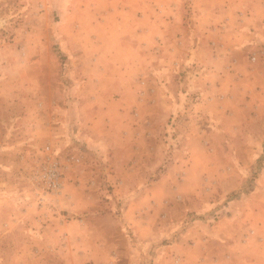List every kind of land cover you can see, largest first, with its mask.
Listing matches in <instances>:
<instances>
[{
  "label": "rangeland",
  "instance_id": "rangeland-1",
  "mask_svg": "<svg viewBox=\"0 0 264 264\" xmlns=\"http://www.w3.org/2000/svg\"><path fill=\"white\" fill-rule=\"evenodd\" d=\"M139 1L137 8L144 10L154 4L160 26L175 11L172 23L182 19L188 26L202 6L214 18L224 5L215 0ZM136 2L129 1L124 9L136 7ZM231 3L234 8L242 5L235 9L236 20L255 31L259 42L242 49L246 61L228 65L233 74L221 79L228 86L217 93L227 104H217L223 109L213 113L215 125L207 124L205 114L195 117L192 108L170 114L180 119L175 129L173 121L169 127L158 126V120L166 119L164 109L156 110L155 128L134 123L146 140L155 134L163 146L156 147V159L145 161L147 168L140 175L109 178L104 192L105 178L92 176L85 182L76 175L85 169L87 149L78 132L87 129L83 122L93 112L73 108L76 98L71 94L83 78L69 77L68 59H99L100 45H107L108 59L113 58L112 28L121 5L117 0H0V264H264V217L256 214L264 203V60L251 63L247 58L248 51L264 49V0ZM144 10L134 19H140L138 32L146 36ZM226 21L220 18L213 24L224 29ZM94 24L104 30L91 28ZM163 36L162 31L154 36L158 59H163ZM84 39L93 47L87 54ZM201 57L207 59L203 53ZM197 63L199 71L205 69L202 59ZM138 82L141 100L147 86ZM191 91V98L196 97V88ZM132 114L137 115L135 108ZM190 127L204 135L198 146L204 148L207 162L187 181L178 150L183 154L190 145L182 134ZM149 149L154 154L153 147ZM165 158L167 168L176 164L161 180L170 191L131 192L159 179L160 170H167ZM52 161L62 171L58 193L36 179L39 169ZM91 161L99 164L95 158ZM104 164L100 160L94 167ZM85 185L91 189L93 206L88 209L80 206L81 194L73 205L76 190Z\"/></svg>",
  "mask_w": 264,
  "mask_h": 264
},
{
  "label": "crops",
  "instance_id": "crops-1",
  "mask_svg": "<svg viewBox=\"0 0 264 264\" xmlns=\"http://www.w3.org/2000/svg\"><path fill=\"white\" fill-rule=\"evenodd\" d=\"M129 1L138 2L133 4L136 7L125 10L124 8L129 5ZM129 1L117 0L121 7L116 13L118 21L115 23V30L112 28L116 32V47L110 46V53L113 58L108 59V46L103 45L102 47L100 45L99 49L104 58H101L100 54L99 59H68L69 77L72 76V79L77 76L83 78V83L79 81L77 90L74 88V92L71 94L72 98H76L73 108L76 109L77 106V109L93 112L83 122L87 129L81 127L78 132L87 149H84L86 154L85 169L76 175L85 182L92 176L98 177L99 180L100 177L105 178L103 182L105 185L104 192L110 185L108 184L109 178L121 175L126 177L140 175L141 171L147 168L145 161L156 159V147L163 146L157 144L153 133L151 137L149 136L151 133L147 135L149 138L146 140V135L141 133L138 127H133L134 123L137 124L141 121L140 123H144L143 127L155 128L158 119L156 110L164 109L166 119L164 122L162 119L158 120V123L160 122L158 126H161V129L166 125L169 127V121H173L176 123L175 129L179 127L177 123L180 119L175 121L172 118L174 115L170 114L177 115L178 111L191 110L192 108L197 115L195 117L205 114V118L209 121L207 124L214 126L216 120H214L213 113H219L223 109L222 106L217 107V104L226 103L225 98L220 100L217 96L218 91L224 90L223 88L228 86V84H222L221 79L228 78L233 74L229 72L228 65L239 62V60L246 61L242 49L253 48L259 42L258 34L256 35L255 31L244 29L242 22L236 20L235 9H242L243 7L237 5L234 8L235 5L232 6L231 0H215L224 5L220 11H217L216 15L214 14V18L211 15L213 12L209 13L210 10L202 6L199 8L201 12L195 13V23L188 24V26L187 23L186 25L183 24L182 19L180 24L172 23L173 16L178 15L176 11L173 12L174 15L171 18H164L163 25L160 26L155 20L154 4L152 9L149 7L148 10H144V8H137L142 1ZM151 1L154 2V0ZM140 10H144V13L147 14L148 32L146 36L138 32V28L141 26L140 19H134ZM243 10L246 11L245 8ZM207 16L211 17L208 19ZM252 16L251 14V18ZM225 17L227 25L224 29H221L218 24L217 26L213 24ZM245 17L247 16L245 15ZM101 26L94 24L91 28L103 31L104 28ZM157 31H162L164 35L161 53L163 59H158L159 54L157 55L153 49L156 45L154 36ZM89 41L84 39L82 47L84 54L90 53L91 48H93ZM209 41L213 42L209 44ZM202 53L206 55L207 59L201 57ZM199 59H202L205 65L203 67L205 69L201 71H199L200 67L197 68ZM193 63H196L194 68H192ZM237 69L242 70L236 67L235 70ZM189 71L194 74L188 77ZM142 80L145 83L144 87L147 86V93L141 100H138L137 91L140 88L138 81ZM193 80L192 85L190 82ZM192 88H196L197 91H193L195 94L198 92L194 98H191L192 91L189 93ZM189 98L191 99L188 101ZM185 99L190 103V107L184 105ZM159 102L163 104V107ZM134 108L137 115H130V111ZM197 110L200 111L197 112ZM196 126L199 129L205 128L201 125ZM191 127L182 133L183 139L191 142L188 143L190 145L185 147L186 152L183 154L181 149L178 150L180 159L186 165L187 181L189 177L192 179L196 174H199L203 164L207 162L204 148L198 146V142H202L204 135ZM123 129L125 134H121ZM134 130H138V134ZM159 143H163L161 139H159ZM150 147H153L154 154L150 152ZM165 148L163 147V149ZM94 158L99 164L100 160L105 162L98 170L94 166L99 164L96 165L94 163L96 161H91ZM163 165L166 168L170 166L166 158ZM175 167L176 164H173L166 171L160 170L159 179H153L144 184L143 187L142 184L137 185L135 190L131 192L140 191L141 193L145 191V193L156 194L170 191V187L162 183L161 180L165 181L163 177L169 175V171ZM146 174H150V172L148 171ZM186 183L185 185H187ZM88 188L90 187L85 185L83 189L76 190L74 206L77 205L76 202L81 196L83 197L81 207L84 206L88 209L93 206L90 200L91 189ZM259 206L256 214L259 215L258 218L264 217V203L260 202ZM209 251L208 256L212 254L210 248Z\"/></svg>",
  "mask_w": 264,
  "mask_h": 264
},
{
  "label": "built area",
  "instance_id": "built-area-1",
  "mask_svg": "<svg viewBox=\"0 0 264 264\" xmlns=\"http://www.w3.org/2000/svg\"><path fill=\"white\" fill-rule=\"evenodd\" d=\"M264 49H260L256 52L248 51L247 58L251 63H256L259 59L264 60ZM62 171L59 165L55 161L45 163L38 171L36 179L38 183H42V187L50 189L52 192L58 193L61 187Z\"/></svg>",
  "mask_w": 264,
  "mask_h": 264
},
{
  "label": "water",
  "instance_id": "water-1",
  "mask_svg": "<svg viewBox=\"0 0 264 264\" xmlns=\"http://www.w3.org/2000/svg\"><path fill=\"white\" fill-rule=\"evenodd\" d=\"M0 22H1V20H0Z\"/></svg>",
  "mask_w": 264,
  "mask_h": 264
}]
</instances>
